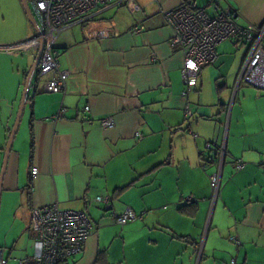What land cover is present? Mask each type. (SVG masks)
Segmentation results:
<instances>
[{
	"label": "crops",
	"instance_id": "1",
	"mask_svg": "<svg viewBox=\"0 0 264 264\" xmlns=\"http://www.w3.org/2000/svg\"><path fill=\"white\" fill-rule=\"evenodd\" d=\"M185 2L128 0L116 21L109 9L60 32L66 86L44 93L48 76L31 78L1 184V234L30 232L32 249L31 212L57 204L93 225L69 264H264V90L238 81L248 46L234 39L217 45L215 63L181 98L183 57L162 12ZM228 8L237 25L264 28V0H218L219 11ZM137 26L144 30L134 34ZM36 34L20 0H0V172L39 47L9 48ZM105 118L112 127L101 126ZM222 148L214 199L209 177ZM126 209L136 219L120 226L115 217Z\"/></svg>",
	"mask_w": 264,
	"mask_h": 264
},
{
	"label": "built area",
	"instance_id": "2",
	"mask_svg": "<svg viewBox=\"0 0 264 264\" xmlns=\"http://www.w3.org/2000/svg\"><path fill=\"white\" fill-rule=\"evenodd\" d=\"M112 0H27L30 12L37 24L38 35L28 38L9 48L17 54L25 55L42 42V53L36 67V77L48 76L42 85L44 93H62L68 78L67 71L58 68L55 43L58 35L74 25L83 24L100 17L111 9ZM116 5L128 0H117ZM206 7H211L215 13L208 15ZM162 17L173 35L171 44L177 46L183 57L181 79L183 91L181 98L187 101L188 95L197 86L201 69L215 63L216 47L229 40H240L248 46V53L239 73V82L264 90V28L253 25L241 27L236 24L237 12L228 8L218 10V0H208L205 7L197 5L195 0H187L176 9L163 11ZM143 26L135 27L132 32L138 34ZM89 110L88 107L85 108ZM191 109L186 102L185 118L191 116ZM104 128L113 126L112 118L101 122ZM140 137V135L138 136ZM209 147V146H207ZM220 165L216 173L209 177L213 195H218L222 164L225 156L224 149L218 150ZM204 167V166H203ZM242 162H235L236 171L242 169ZM37 174L32 168L31 175ZM97 202L108 204V198H96ZM190 203V200H186ZM134 213L126 209L115 217L120 226L134 221ZM30 227L34 232L32 254L23 259H7L5 251L0 248V264H69V261L82 252L93 225L84 211L62 210L57 204L41 206L31 212ZM234 241L233 238H231ZM231 264H234L232 261Z\"/></svg>",
	"mask_w": 264,
	"mask_h": 264
},
{
	"label": "water",
	"instance_id": "3",
	"mask_svg": "<svg viewBox=\"0 0 264 264\" xmlns=\"http://www.w3.org/2000/svg\"><path fill=\"white\" fill-rule=\"evenodd\" d=\"M20 1H21V4L23 6V9L25 11V14H26L29 22L35 28L36 33L38 35L37 24H36L31 12H30V9H29L28 4H27V0H20ZM41 53H42V42L39 43V48H38V52H37L36 58H35L34 63L32 64V66H31V68H30V70H29V72L27 74L26 82H25V86H24V90H23V94H22V98H21V101H20V106H19V109H18V112H17V116H16V119H15L14 125L12 127V130L10 132V136L8 138L7 144H6L5 149H4L2 168H1V172H0V197H1V184H2L3 175H4L5 170H6L8 157H9V154H10V151H11V148H12V143H13L14 137L16 135V132H17L19 124H20V120H21V116H22V113H23V110H24L25 102L27 100L28 87H29L31 78L35 74L36 67H37V65L39 63V60H40V57H41Z\"/></svg>",
	"mask_w": 264,
	"mask_h": 264
},
{
	"label": "rangeland",
	"instance_id": "4",
	"mask_svg": "<svg viewBox=\"0 0 264 264\" xmlns=\"http://www.w3.org/2000/svg\"><path fill=\"white\" fill-rule=\"evenodd\" d=\"M117 2H118L117 0H112L111 2H109V4H112V7L110 9L111 10L110 16L109 15L107 16L109 20L114 19L113 14H115L117 10H121V12H124L123 4L119 6V5H116ZM207 13L210 14V12H207ZM114 21H116V18L114 19ZM217 196L218 195L216 196L213 195V198L216 199ZM1 235H4V236H1ZM30 235L31 234L29 232V233H26L24 236H22L18 240H14V239L12 240V238H10V235L1 234V230H0V237H2V242H0V247L4 249L5 257L9 258L11 261L12 259H23L25 257L30 256L32 253L31 240L29 237Z\"/></svg>",
	"mask_w": 264,
	"mask_h": 264
}]
</instances>
